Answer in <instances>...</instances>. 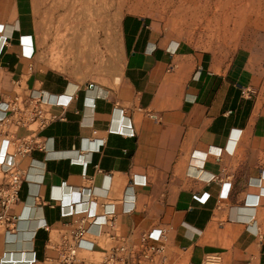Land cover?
Masks as SVG:
<instances>
[{
  "label": "crops",
  "instance_id": "obj_1",
  "mask_svg": "<svg viewBox=\"0 0 264 264\" xmlns=\"http://www.w3.org/2000/svg\"><path fill=\"white\" fill-rule=\"evenodd\" d=\"M30 3L0 0V104L14 105L0 147L27 177L8 211L14 230L0 229V264L42 260L70 229L63 214L103 208L115 227L87 238L96 249L80 264H98L108 235L135 251L132 264H264V99L240 60L128 13L110 58L53 67ZM153 230L162 253L140 259Z\"/></svg>",
  "mask_w": 264,
  "mask_h": 264
},
{
  "label": "rangeland",
  "instance_id": "obj_2",
  "mask_svg": "<svg viewBox=\"0 0 264 264\" xmlns=\"http://www.w3.org/2000/svg\"><path fill=\"white\" fill-rule=\"evenodd\" d=\"M41 50L57 67L69 59L110 58L123 15L150 16L181 39L240 60L264 99V0H30ZM238 62V61H237Z\"/></svg>",
  "mask_w": 264,
  "mask_h": 264
},
{
  "label": "built area",
  "instance_id": "obj_3",
  "mask_svg": "<svg viewBox=\"0 0 264 264\" xmlns=\"http://www.w3.org/2000/svg\"><path fill=\"white\" fill-rule=\"evenodd\" d=\"M2 27H0V30ZM14 105L0 104V121L7 117V112L13 110ZM8 142L5 141L0 147V169L5 176V183L0 185V229L14 230V227L9 226L15 224L17 217L8 214L10 208L18 201V193L23 182H26L27 177L15 167L14 158L9 163L7 148ZM27 151L24 147L21 151L17 149L16 154ZM28 182V181H27ZM71 207V205H70ZM63 217H71L72 224L69 230L59 231L54 239H49L46 245V253L42 260L32 261L26 264H80L83 259L80 257L81 252H94L95 244L88 241V237H101L106 235L104 228L114 229L115 218L112 210L103 208L101 213H97L90 209L75 210L63 214ZM94 228V229H93ZM44 229L50 233V228L44 226ZM109 240L113 244L106 250H102L101 260L98 264H132V261H137L135 251L126 246L122 239H117L115 236L108 235ZM164 239V233L161 230H153L147 234H143L139 239L140 259H148L151 255L162 253L163 247L150 244V242L158 243ZM220 260L217 257H209L203 264H219Z\"/></svg>",
  "mask_w": 264,
  "mask_h": 264
}]
</instances>
